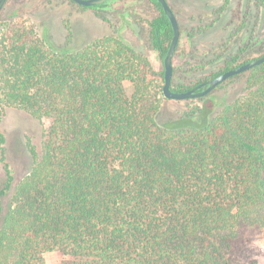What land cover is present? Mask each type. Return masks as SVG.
<instances>
[{
    "label": "trees",
    "instance_id": "obj_1",
    "mask_svg": "<svg viewBox=\"0 0 264 264\" xmlns=\"http://www.w3.org/2000/svg\"><path fill=\"white\" fill-rule=\"evenodd\" d=\"M113 1L82 8L108 23L101 10ZM136 2L115 16L162 60L171 24L156 0ZM263 53L261 35L211 78ZM153 77L121 36L56 47L0 17V106L49 120L15 185L0 132V264H45L48 252L63 264H261L251 236L264 238V63L227 79L243 85L220 109L210 93L162 123Z\"/></svg>",
    "mask_w": 264,
    "mask_h": 264
},
{
    "label": "rangeland",
    "instance_id": "obj_2",
    "mask_svg": "<svg viewBox=\"0 0 264 264\" xmlns=\"http://www.w3.org/2000/svg\"><path fill=\"white\" fill-rule=\"evenodd\" d=\"M173 11L178 27V50L172 58L175 73L172 80L183 87H191L198 81H206L223 68L224 61L232 57L244 44L264 36V8L257 0H166ZM136 0H114L101 10L108 23L94 13L68 0H8L1 13L6 20H19L34 28L37 37L44 34L56 47L81 48L91 40L109 34L121 36L135 51L141 52L150 62L156 84L162 85V62L156 52L148 50L135 31L136 26L122 23L117 10L136 6ZM141 5V4H140ZM151 9L152 5L147 4ZM143 9L138 10L141 12ZM13 15V13H15ZM121 15V14H120ZM260 56V55H259ZM125 95L131 94V85L123 83ZM243 81H224L211 92L216 108L236 97ZM197 99L163 100L156 121L162 123L181 115L195 105ZM49 120L42 122L22 110L0 106V132L4 135L3 154L13 185L31 170L32 151L40 153L43 131ZM1 154V152H0ZM5 182V172L0 161V187ZM253 243L258 246L259 263L264 264L263 233H253ZM45 264H63L58 252L43 255Z\"/></svg>",
    "mask_w": 264,
    "mask_h": 264
},
{
    "label": "water",
    "instance_id": "obj_3",
    "mask_svg": "<svg viewBox=\"0 0 264 264\" xmlns=\"http://www.w3.org/2000/svg\"><path fill=\"white\" fill-rule=\"evenodd\" d=\"M71 2L83 6V7H91L95 5H99L101 3H104L108 0H70ZM162 7V10L164 14L166 15L168 21L171 24L172 27V38L169 44V47L167 49V52L165 56L162 58V67H163V84L161 87L162 95L164 99L167 100H188V99H195V98H201L208 94H210L218 85H220L222 82L226 81L227 79L239 75L241 73H244L250 69H252L255 66H258L262 63H264V53L260 56L255 57L254 59L243 63L241 65H238L235 68L226 70L222 73H219L217 76L199 83L195 85L194 87L181 92H173L170 90V82L172 77V57L175 51V47L178 42L179 37V27L176 20V17L169 7L166 0H156ZM264 1V0H263ZM6 0H0V11L5 5ZM202 88L201 90L197 91L198 89Z\"/></svg>",
    "mask_w": 264,
    "mask_h": 264
},
{
    "label": "flooded vegetation",
    "instance_id": "obj_4",
    "mask_svg": "<svg viewBox=\"0 0 264 264\" xmlns=\"http://www.w3.org/2000/svg\"><path fill=\"white\" fill-rule=\"evenodd\" d=\"M177 44H178V42H177ZM177 46V45H176ZM176 48V47H175ZM262 55V54H261ZM173 56H174V54H173ZM173 58V57H172ZM161 62H162V60H161ZM172 78V77H171ZM207 81V80H206ZM202 82H205V81H202ZM202 82H200V83H202ZM197 85V84H196ZM195 85H193L192 87H194ZM191 87V88H192ZM202 88H200V89H198L197 91H199V90H201ZM195 99H197V98H195Z\"/></svg>",
    "mask_w": 264,
    "mask_h": 264
}]
</instances>
